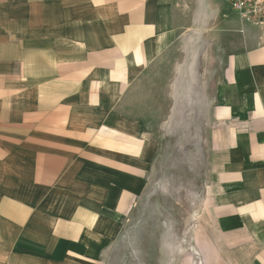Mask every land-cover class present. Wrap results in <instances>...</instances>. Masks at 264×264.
Wrapping results in <instances>:
<instances>
[{"label": "crops", "instance_id": "1", "mask_svg": "<svg viewBox=\"0 0 264 264\" xmlns=\"http://www.w3.org/2000/svg\"><path fill=\"white\" fill-rule=\"evenodd\" d=\"M225 4L0 0V264H97L157 153L133 90L181 28L243 33L212 102L208 218L264 264V25Z\"/></svg>", "mask_w": 264, "mask_h": 264}, {"label": "rangeland", "instance_id": "2", "mask_svg": "<svg viewBox=\"0 0 264 264\" xmlns=\"http://www.w3.org/2000/svg\"><path fill=\"white\" fill-rule=\"evenodd\" d=\"M188 32L179 29L134 87L141 126L157 142V153L145 189L114 225L97 264H252L241 238L209 224L207 197L218 150L211 122L215 88L229 54L242 49L243 33L237 41Z\"/></svg>", "mask_w": 264, "mask_h": 264}, {"label": "built area", "instance_id": "3", "mask_svg": "<svg viewBox=\"0 0 264 264\" xmlns=\"http://www.w3.org/2000/svg\"><path fill=\"white\" fill-rule=\"evenodd\" d=\"M241 26L264 25V0H223Z\"/></svg>", "mask_w": 264, "mask_h": 264}]
</instances>
